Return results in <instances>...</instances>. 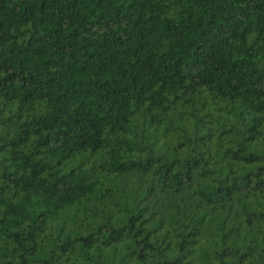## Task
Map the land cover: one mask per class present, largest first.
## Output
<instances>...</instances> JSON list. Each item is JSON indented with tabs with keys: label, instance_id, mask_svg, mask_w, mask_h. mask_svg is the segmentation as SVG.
Wrapping results in <instances>:
<instances>
[{
	"label": "trees",
	"instance_id": "obj_1",
	"mask_svg": "<svg viewBox=\"0 0 264 264\" xmlns=\"http://www.w3.org/2000/svg\"><path fill=\"white\" fill-rule=\"evenodd\" d=\"M0 264H264V0H0Z\"/></svg>",
	"mask_w": 264,
	"mask_h": 264
}]
</instances>
